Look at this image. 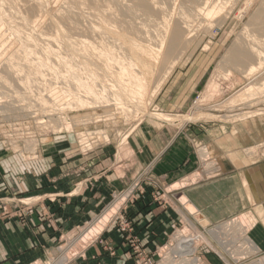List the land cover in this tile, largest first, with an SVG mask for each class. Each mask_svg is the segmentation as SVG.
Returning a JSON list of instances; mask_svg holds the SVG:
<instances>
[{
	"label": "rangeland",
	"instance_id": "374dc122",
	"mask_svg": "<svg viewBox=\"0 0 264 264\" xmlns=\"http://www.w3.org/2000/svg\"><path fill=\"white\" fill-rule=\"evenodd\" d=\"M137 1L0 0V152L12 161V171L22 177H39L48 172L50 153H56L53 161L63 167L70 157L75 160L108 148L116 162V174L128 182V136L148 122L179 128L194 124L213 129L243 126L249 132L246 162L254 160L264 146V32L256 20L264 10V0H145L152 7L149 15L140 8L143 0H139L140 7ZM133 6L140 10L133 11ZM175 25L183 26L182 45L166 56ZM137 44L151 56V72L144 75L143 95L131 99L111 79L102 57L146 63L143 53L129 47ZM240 52L241 61L233 59V54ZM253 54L245 62L243 58ZM39 60L48 68L39 65ZM190 66L195 69L189 77L197 79L203 73L202 85L179 116L163 114L157 104L160 92L174 73H184ZM114 67V73L121 69L117 64ZM138 68L133 69L142 77V68ZM196 68L199 74H195ZM199 111L207 116L186 120ZM158 115L170 121L158 119ZM212 155L209 148H199L202 166L191 177L192 182L220 168ZM143 181L148 182L145 173L137 174L131 185L106 195L94 205L93 212L73 224L69 234L58 237L50 255L30 264H58L63 259V264H79L108 230L118 224L129 226L122 211L143 192ZM19 201L16 212L24 215V208L33 201ZM186 201L176 202L183 222L171 229L162 247L153 254L134 247L142 264H196V259H200L198 264H264V254L248 245H254L250 235L258 221L254 212L207 226ZM117 203H121L119 209L98 234L68 250V256L63 253ZM191 244L196 247L194 253L188 247L181 253L183 245ZM108 250L113 254L111 248Z\"/></svg>",
	"mask_w": 264,
	"mask_h": 264
},
{
	"label": "crops",
	"instance_id": "0c3cea01",
	"mask_svg": "<svg viewBox=\"0 0 264 264\" xmlns=\"http://www.w3.org/2000/svg\"><path fill=\"white\" fill-rule=\"evenodd\" d=\"M189 69L174 73L160 92L157 104L163 114L179 116L202 85L203 73L196 79L189 77L195 67ZM195 74H199L197 68ZM211 128L141 123L128 136L133 156L125 161V167L130 163L128 182L116 174V162L110 158L108 148L75 160L70 157L63 167L53 161L56 153H50L48 172L39 177H22L12 171L11 160L0 152V203H7L0 205V264H30L50 255L61 234H69L73 224L94 211V205L131 185L141 173H145L148 182L143 181V192L122 211L129 226L118 224L108 230L79 264H142L134 247L139 246L145 254L162 247L171 229L183 222L176 202L186 198L208 226L254 212L258 221L250 235L264 254V146L246 164L248 130L243 126ZM202 146L210 149L220 168L192 182L191 177L202 166ZM233 160L242 161L241 168ZM176 185L180 187L175 188ZM21 198L33 201L24 208V215L16 212Z\"/></svg>",
	"mask_w": 264,
	"mask_h": 264
},
{
	"label": "bare ground",
	"instance_id": "6f19581e",
	"mask_svg": "<svg viewBox=\"0 0 264 264\" xmlns=\"http://www.w3.org/2000/svg\"><path fill=\"white\" fill-rule=\"evenodd\" d=\"M174 1V0H173ZM138 2V6H139V0L137 1ZM137 2H136V4H137ZM147 2V1H146ZM138 6H136L135 5V7H138ZM141 6V7H140ZM139 7L140 8H142L143 10H145V11H147V13L149 12H151V10L149 11V9H152V7L150 8V6H149V3H148V5L147 4H145V0H143L142 2H141V5H140ZM130 9V8H129ZM133 9H134V6H133ZM137 9V8H136ZM136 9H134L133 11H135ZM139 9V8H138ZM137 9V10H138ZM141 9V10H142ZM128 10V9H127ZM126 10V11H127ZM136 10V11H137ZM140 10V9H139ZM131 11V10H130ZM130 11H129V13H130ZM135 11V12H136ZM144 11V12H145ZM142 12V11H141ZM144 12H142L143 14H144ZM134 13V12H133ZM149 13H148V15H149ZM207 14V13H206ZM0 15H1V12H0ZM129 15H131V14H129ZM208 16V15H207ZM1 17V16H0ZM2 19V18H1ZM256 20H257V22H258V25H260L259 27H260V30L262 31V33L264 32V10L261 12V13H259L258 14V16L256 17ZM6 22V21H5ZM188 26V25H187ZM186 26V27H187ZM182 27L183 26H179V25H175L174 26V28H173V30H172V37H171V40H170V43H169V47H168V49H167V53H166V56H172L176 51H177V49L182 45V40H183V36H184V30L182 29ZM185 28V27H184ZM58 29V31H59V28H57ZM160 31V30H159ZM260 31V32H261ZM149 32V31H148ZM62 33H64V32H62ZM59 34H61V32L59 31ZM111 34H112V32H111ZM62 35V34H61ZM64 35V34H63ZM145 36V35H144ZM189 36V35H188ZM65 37V36H64ZM185 40V39H184ZM140 45V46H139ZM137 44V45H135V47L134 46H129L130 47V49H134V52L135 51H140L141 53H143V55L145 56V58H146V63H143V62H140L139 60V62H135V63H125V62H123V60L122 61H120V60H118V59H115V58H111V57H109V56H104V57H102V62H104V64L106 65L105 67L107 68V69H109L111 72H109V71H107V73L109 74L110 73V75H111V79L117 84V86L121 89V91H122V93H123V95L126 97H129V98H131V99H139L140 98V95H143L142 94V92L144 91L143 90V88H144V82L143 81H145L144 79H145V77H144V75L145 74H149L150 72H151V67H150V60H151V56L148 54V51H147V49L146 48H143V46L141 47V44ZM59 46V45H58ZM239 48V47H238ZM255 49V48H254ZM68 50V49H67ZM239 50H241V49H239ZM249 50H250V47H249ZM59 51V50H58ZM150 52H152V53H156V52H154L152 49H150L149 50ZM159 51V50H158ZM234 51V50H233ZM237 51V50H236ZM243 51V50H242ZM139 52V53H140ZM247 53V52H246ZM252 53H254V51L252 52ZM251 53V54H252ZM258 53V52H257ZM255 54H256V52H255ZM255 54H253V55H250V56H246V58H243L244 60H245V62H247V61H249L252 57H254L255 56ZM260 54H261V52H260ZM246 55H248V54H246ZM148 56V57H147ZM159 55H157L156 57H158ZM175 56V55H174ZM257 56V55H256ZM259 57V56H258ZM257 57V58H258ZM261 58V57H260ZM173 59V58H172ZM233 59H237V60H240V59H242V53L240 52V53H238V54H233ZM30 60V59H29ZM116 61L114 64H113V61ZM132 60V59H131ZM40 62H41V60H39ZM241 61V60H240ZM40 62H38V63H40ZM176 62V61H175ZM244 62V61H243ZM42 64H39V65H41L42 67H46V68H48L47 67V63H44V62H41ZM115 64H117V65H119V67H121V69H120V71L117 73V72H115L114 73V71H112V70H114L113 69V67H114V65ZM173 64H176V63H173ZM243 64H245V63H243ZM33 67V66H32ZM135 67H139V68H142V71H143V73H141L142 74V77H140V75H138L139 73H137L133 68H135ZM258 67V66H257ZM34 68V67H33ZM115 68V67H114ZM138 68V69H139ZM248 68V67H247ZM251 68V67H250ZM260 68H261V66H260ZM259 68V69H260ZM253 69H256V68H253ZM140 70V69H139ZM251 70V69H250ZM257 70V69H256ZM255 70V71H256ZM142 71H140V72H142ZM249 72H251V71H249ZM169 74H170V72H169ZM168 74V75H169ZM73 83H75L74 81H73ZM146 83V82H145ZM211 83V82H210ZM147 84V83H146ZM217 85V84H216ZM215 85V86H216ZM215 86H213V87H215ZM209 87V89H210V87L211 86H208ZM218 86H216V88H217ZM248 87V86H247ZM250 87V86H249ZM251 89H253L252 87H250ZM246 89V88H245ZM250 89V90H251ZM213 90V89H212ZM215 90V89H214ZM213 90V91H214ZM210 91H211V89H210ZM257 92V91H256ZM244 93V92H243ZM254 94V93H253ZM242 96H243V94H242ZM253 96V95H252ZM126 97V98H127ZM143 103V102H142ZM198 109H201V108H198ZM197 111V110H196ZM205 113H201L200 111H199V113H194V114H191L190 116H189V118L188 119H186L187 121H191V120H193V119H198V118H202V116H207V115H204ZM216 116V115H215ZM158 117V119H163V120H167V121H170V119H168L167 117H165V116H163V115H158L157 116ZM209 117V116H208ZM207 152H204V157H207ZM230 158V157H229ZM233 161H235L234 162V164L238 167V166H240V165H243L242 164V161H241V163L239 162V161H236V160H233ZM233 161H230V162H233ZM244 162V161H243ZM249 163V162H248ZM247 162H246V164H248ZM234 165V166H235ZM240 168H241V166H240ZM120 200V199H119ZM118 200V201H119ZM117 201V202H118ZM120 204L121 203H117L116 205H114V206H111L108 210H106L101 216H99L97 219H95L87 228H86V230H84L83 232H82V234L80 235V237L76 240V241H74V242H72L67 248H64L62 251H63V253L64 254H66V253H68V250H70L71 248H76V247H78V246H80L81 245V243L82 242H85L87 239H90V236H93V235H95V234H98V232H100L101 231V229L102 228H104V226H105V224L108 222V218L110 217V215L112 214V213H114V211L115 210H118L119 209V207H120ZM260 214V213H259ZM247 232H248V230H247ZM246 234V233H245ZM198 238H200V237H198ZM202 239V238H201ZM196 241H198L197 240V238H196ZM251 242H249V244L248 245H251L252 246V249L253 250H255V251H259V248H257V246L254 244H250ZM182 244H184V243H182ZM186 247H188V250L190 251V253H194L195 251H196V247L195 246H193L192 244L190 245V246H186V245H183V247L182 248H180V251L181 250H183V248H186ZM70 253V252H69ZM68 253V254H69ZM181 253H183V251H181ZM64 254H62V255H64ZM68 254H66V256H68ZM192 255V254H191ZM185 257V256H184ZM66 261V259H63V260H61L58 264H63V262H65ZM196 262V264H198L197 263V259L196 260H194V263ZM264 262V261H263ZM261 264V263H260Z\"/></svg>",
	"mask_w": 264,
	"mask_h": 264
},
{
	"label": "water",
	"instance_id": "95a60500",
	"mask_svg": "<svg viewBox=\"0 0 264 264\" xmlns=\"http://www.w3.org/2000/svg\"><path fill=\"white\" fill-rule=\"evenodd\" d=\"M197 217H199L200 219H202V216L199 214V216H197ZM205 225H207L208 226V223L207 222H205Z\"/></svg>",
	"mask_w": 264,
	"mask_h": 264
},
{
	"label": "built area",
	"instance_id": "2783aa9c",
	"mask_svg": "<svg viewBox=\"0 0 264 264\" xmlns=\"http://www.w3.org/2000/svg\"><path fill=\"white\" fill-rule=\"evenodd\" d=\"M198 261H200V259H198ZM198 261H197V262H198Z\"/></svg>",
	"mask_w": 264,
	"mask_h": 264
}]
</instances>
